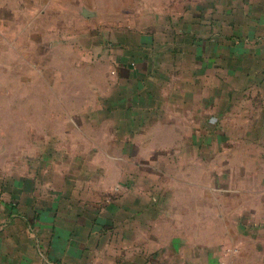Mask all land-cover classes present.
Returning a JSON list of instances; mask_svg holds the SVG:
<instances>
[{
    "label": "rangeland",
    "instance_id": "1",
    "mask_svg": "<svg viewBox=\"0 0 264 264\" xmlns=\"http://www.w3.org/2000/svg\"><path fill=\"white\" fill-rule=\"evenodd\" d=\"M166 7L0 0V200L12 236L23 206L85 221L91 261L113 264L121 251H178L180 221L213 222L209 236L232 220L239 234L264 230V115L259 85L245 84L257 76L235 52L202 71L178 4L174 18Z\"/></svg>",
    "mask_w": 264,
    "mask_h": 264
},
{
    "label": "crops",
    "instance_id": "2",
    "mask_svg": "<svg viewBox=\"0 0 264 264\" xmlns=\"http://www.w3.org/2000/svg\"><path fill=\"white\" fill-rule=\"evenodd\" d=\"M164 2L171 4L170 10L167 7L165 10L171 11L173 18L178 4L180 35H185L186 40H189L187 44L185 43V49L190 46V50L195 52L196 63H203L200 66L202 71L207 67H219L221 60L229 61L233 52L242 53V58H239L240 62H243L242 66L247 69L248 74L257 76L255 79L249 78L245 84L259 85L258 95L262 101L260 105L263 116L264 0H164ZM141 44L147 46L144 40ZM182 46L184 43L178 45L180 51ZM125 48L120 55L123 71L131 69L135 64L130 60L134 52ZM139 58L147 59L150 64L152 62V58L146 53ZM124 60L127 61L126 64ZM140 62L144 64L143 61H139L138 65ZM140 85H144L141 80L138 86ZM0 202L3 206L0 211V264H96L91 261L92 252L90 250L88 252L86 241L90 239L91 226L87 222L80 223L79 220L69 217L60 220L58 214L46 216V211L40 212L35 218L29 216L28 210L23 206L21 207L23 212L19 211L14 215V222L19 225L22 234L12 236L13 232L7 230V226L13 222L10 220L12 208L9 205L6 207V201ZM212 224L214 223L212 222L210 226L208 223L202 225L198 221L186 223L180 221V227H186L188 231L172 239L173 243L179 244L178 251L163 253L160 258L154 257L156 255L154 253L150 259L138 253H132L131 257H128L127 253L121 251L115 254L113 264H264V230L258 235L250 230H243L249 236L239 234L235 231V222L232 220L233 227L229 226V222L227 230L221 231L222 236L218 226L215 227L216 235L209 236L207 233L208 229L213 227ZM261 226L264 227L263 222H260L259 227ZM37 228H47L49 233L39 237ZM189 228H196L195 233ZM82 230L86 234L81 232Z\"/></svg>",
    "mask_w": 264,
    "mask_h": 264
}]
</instances>
